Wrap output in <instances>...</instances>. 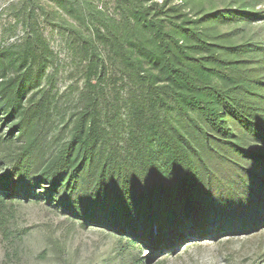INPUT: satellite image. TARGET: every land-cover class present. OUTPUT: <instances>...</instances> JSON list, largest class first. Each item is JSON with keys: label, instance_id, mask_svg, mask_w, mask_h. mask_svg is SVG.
I'll list each match as a JSON object with an SVG mask.
<instances>
[{"label": "trees", "instance_id": "16d2710c", "mask_svg": "<svg viewBox=\"0 0 264 264\" xmlns=\"http://www.w3.org/2000/svg\"><path fill=\"white\" fill-rule=\"evenodd\" d=\"M213 1L114 0V18L87 0H50L77 19L61 22L88 56L82 106L46 156L50 96L34 90L50 83L49 46L33 32L0 51V208L43 198L82 227L154 252L172 251L188 227L214 242L262 228L264 28H253L264 0H220L218 10ZM13 49L16 60L4 56ZM107 79L127 88L121 133Z\"/></svg>", "mask_w": 264, "mask_h": 264}, {"label": "rangeland", "instance_id": "374dc122", "mask_svg": "<svg viewBox=\"0 0 264 264\" xmlns=\"http://www.w3.org/2000/svg\"><path fill=\"white\" fill-rule=\"evenodd\" d=\"M22 1L25 0H0V51L21 43L33 32L49 46L46 75L51 76L50 83L40 81L34 92L41 87L49 92L51 117L42 129L44 153L50 156L67 140L71 119L82 106L77 97L84 84L88 56L85 58L79 51L80 37H69V26L61 22L78 25L75 16L66 14L50 0H34L25 6ZM87 1L110 17H119L114 0ZM212 3L215 10L227 8L220 0ZM32 7L35 14L30 11ZM41 8L51 15L45 18ZM263 28L264 23H257L253 29ZM260 33L264 35V31ZM17 52L13 49L4 56L16 60ZM13 74L14 70L7 71L8 76ZM107 80L103 95L108 98L109 107H115L114 113L118 108L119 117L113 124L121 133L126 115L119 106L127 88L119 81ZM0 131L4 133L1 127ZM116 142L122 145L121 136L115 138L113 143ZM2 175L0 171V178ZM15 201H6L0 208V264H264V225L253 233L223 236L216 242L210 236L201 237V227H188L172 251L154 252L132 238L130 243L135 247L129 246L128 236L82 227L79 220L61 214L43 198Z\"/></svg>", "mask_w": 264, "mask_h": 264}]
</instances>
